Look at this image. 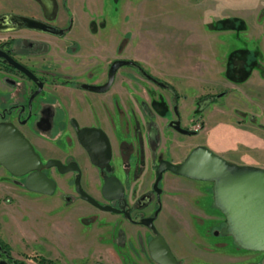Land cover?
Here are the masks:
<instances>
[{"label":"rangeland","instance_id":"1","mask_svg":"<svg viewBox=\"0 0 264 264\" xmlns=\"http://www.w3.org/2000/svg\"><path fill=\"white\" fill-rule=\"evenodd\" d=\"M36 1L40 4L44 16L47 15L46 13H50L51 16L54 14L56 10L54 0ZM47 1L51 4L49 12L45 7ZM146 1V6L138 10V13H127L125 17L123 13H108L104 17L107 28L99 36H91L87 33L81 35L85 40L84 48L92 58L91 61L102 62L104 57L99 52L103 47L102 40L110 47L112 33L116 39L124 29L128 28V32H125L117 43L116 53L108 57L101 63L102 65H97L101 75L97 82L105 78L107 65L113 58H131L139 65H121L115 73L116 78L110 90L98 94L106 97L110 95V91L115 92V100L125 106L122 109L115 102V121L118 122V126L117 124L115 126L116 133L120 134L117 128L122 130L127 123V134L121 133V138L130 140L134 144L132 128L137 126L142 137L143 152L145 121L137 104L143 99L149 101L151 95H158L156 101L161 100L164 103L161 109L163 107L170 109L168 116L165 117L156 116L153 114L155 109H151L160 135L162 157L179 160L194 145L208 141L219 147L229 148L228 152L221 154L216 149L203 144L230 162L245 164L230 159L232 157L237 160L242 157L256 163L255 166L264 168V45H262L263 50L259 48V43L264 44V0ZM4 4H11L16 13L20 12L17 14L46 20L41 15L25 12L29 9L22 0H11V3L9 1ZM55 13L52 23L63 25L66 12L62 8L57 9ZM79 20L77 18L75 22ZM229 24L234 27H217ZM210 28L217 31H211ZM239 30L245 31L243 33ZM22 31H1L0 41H6L11 35L20 34ZM82 32L80 23H77L74 34L78 36ZM60 37L58 36V39ZM10 48L24 49V45L19 39H13ZM109 49L111 50V47ZM234 49H242L238 51L236 57L229 56V63L236 65L235 73L230 70V66H226L227 56ZM224 52L226 59L222 68L223 77L219 81L220 76L216 72L218 63L212 60L209 64L210 60L207 56L211 54L219 56ZM245 53L251 55L253 61L247 75L238 79L243 71L238 66L243 63ZM200 54H204L203 61ZM75 61L78 62V59ZM217 62L222 63L223 59ZM26 63L35 69L41 66L55 69V66L42 56H36ZM80 65L76 66L77 69L69 63L64 67L71 73H77L76 71L81 68ZM196 65L199 66L195 68ZM139 67L143 69L142 71L174 87L178 96H181L179 115L176 116H180V121L188 125L187 127L196 122L200 126L193 135L177 133L167 124L168 118H175L171 105L172 93L147 79ZM185 69L200 71L195 75V81L186 80V74H178ZM207 69L214 75L209 76ZM35 71L38 73L39 70ZM95 72L88 70L89 77ZM200 76L208 79L211 77L210 83L198 81L197 78ZM19 80L23 88L30 86V80L27 78L20 76ZM2 87L8 89L5 84H2ZM43 87L45 95L55 96L51 99L54 106L61 105V98L70 99L72 112L76 110L79 97L85 98L89 95L79 89L78 84L62 86L44 82ZM194 93L196 95L193 98ZM43 99V94L39 93L33 99L32 106L39 105ZM120 112L125 124L124 120H120ZM26 133L41 158L47 153L46 145H50L52 150L58 149L59 130L53 132L51 141L41 131L36 134ZM236 141L241 144L232 147ZM140 157L138 149L130 163L129 174L124 178L120 173L118 174L120 180H124V190L129 203L144 193L153 180L155 161L143 156L142 164L140 160L138 161ZM114 162L117 163L115 157ZM136 168H141L137 176L133 172ZM54 179L57 186L52 194L33 192L21 185L19 177L11 176L0 166V198H4L0 200V239L7 243L11 257L17 258L24 264H38L36 258L39 255L51 257L58 264H91L95 260L103 264H157L147 254L145 242L150 234L143 226L130 224L118 214L91 207L76 196L70 202L63 201V195H67V190L62 187V177L56 173ZM178 179L183 183L180 182L176 187L161 189L162 204L154 219V225L167 240L172 252L183 259V264H196L197 254L202 253L203 249H209L203 243L205 240L203 233H209L210 230L206 228L202 231L206 224L205 215L203 218L198 215L193 216L190 212L194 206L186 204V198L181 197L180 194H190L187 189H195L202 183L184 176H179ZM192 193L195 194L193 191ZM183 198L186 202L182 200ZM201 203V198L198 197L197 206L203 209ZM149 208L150 206L147 205L142 210L146 212ZM193 211L199 212L201 216L205 213L198 208ZM207 217L206 215L205 218ZM117 228L123 230L122 243L114 240ZM212 236L210 235V238ZM139 240H142L143 246L139 244ZM191 240L197 241L198 244L194 245ZM231 246L233 244L229 243L228 247ZM241 251L243 257L241 264H253L247 262L260 259L264 254V251ZM1 256L3 255L0 254ZM257 264H260V260Z\"/></svg>","mask_w":264,"mask_h":264},{"label":"flooded vegetation","instance_id":"2","mask_svg":"<svg viewBox=\"0 0 264 264\" xmlns=\"http://www.w3.org/2000/svg\"><path fill=\"white\" fill-rule=\"evenodd\" d=\"M65 1V0H64ZM64 6V2H62ZM49 1L47 4L45 3V7L47 11H50ZM10 13V12H6ZM13 13V12H12ZM2 13H0L1 15ZM17 14V13H16ZM46 20H43L49 24L56 26L60 33H48L37 31L38 33H44L53 37L52 42H48L46 40H42L39 38H35L32 36H28V34L16 33L15 35H11L6 41H0V49L4 50L10 57H12L15 61L26 67L30 70L35 76L36 80L30 79L26 76L23 72H21L18 68H15L9 65L3 57L0 56V122L9 121L11 122L30 142L34 151L38 154L40 162L42 166L40 167L41 172L44 173L46 177L51 179L54 183V188L51 193H42V194H52L57 186L56 180L54 179V174H59L62 177V187L67 190V195H63V201L70 202L74 199V196L78 197L79 199L85 201L91 207H94L99 210H103L99 208V206L93 204L86 198L81 197L80 193L76 189V182L78 187L83 190L87 195H89L94 201H96L99 205H110L111 207L117 208L118 207V197L115 196V190L110 189L108 190L107 196L104 195L102 192V185L104 182H113L112 178L116 177L121 184V196L124 200V206L120 210H104L110 213L118 214L124 220L129 222L130 224H136L139 226H143L148 232L149 236L146 239L145 247L148 254L147 249V242L154 236V230L159 232L155 225L154 219L157 216L162 204L161 199V189L162 188H172L178 186L180 182H182L179 178V174L172 173L170 171H163L159 179L156 182V186L154 187V179H155V169L157 167V162L159 159L164 158L172 162H180L184 156L188 153L189 150L183 155V157L179 160L168 159L169 157H162V146L160 143V135L157 129V125L155 123V119L153 118V114L158 117H165L168 116L170 109L164 107V113L162 112L161 105L158 103L156 98L158 95H151L149 96V101H145L147 99L140 100L137 104V108L141 112L144 118V127H143V137L145 138V149L142 152V137L137 129V126L133 127V134L132 138L134 139V144L125 138H121V133L127 134V123L125 122L122 113L120 112L121 119L124 120V124L126 125L122 127V130L117 128L121 133L117 134L115 131L116 123V110H115V102L122 109L125 108L124 104L120 101L115 100V92H109V96H99L100 93H105L110 90V87L115 81V73L114 72L113 78L108 86L103 90H93L85 87L84 85H99L103 84L107 79V69L109 63L115 59L113 58L109 61L106 69L105 78L102 79L101 82H97L100 80L99 75L100 72L98 70L97 65H102L105 61L98 62L97 60L91 61V56L85 50L84 44L80 43L70 36L65 35L70 28V21L71 16L67 13V17L65 23L61 26H58L55 23H52L49 19L52 18L50 13H46ZM32 17V16H31ZM69 19V26L66 30H62V28L67 24ZM26 28H13L10 29L11 31H18L23 30ZM30 31H36L31 29H26ZM89 32H94V27H88ZM4 31V30H0ZM9 31V30H5ZM25 31V30H23ZM89 34V33H88ZM58 36H61L58 39ZM92 36V35H91ZM13 39H19L23 45L24 49L21 48H10V43ZM85 41V40H84ZM65 42V44H64ZM52 45L55 49H58L62 53L67 54L70 56L71 54L79 51L80 55L78 54L75 58H59L58 60H53V57L49 55L48 47ZM82 46V47H81ZM100 55H104L102 50H99ZM97 53V50H96ZM36 56L45 57L52 65L55 66V69L46 68V67H37L36 69L39 70L38 73L35 71L36 69L26 63L27 60H31ZM23 57V59H22ZM25 58H27L25 60ZM78 59V62L75 61ZM107 59V58H106ZM123 59H130L132 60L131 63L128 65L137 66L134 63L135 60L131 58H123ZM97 62V63H96ZM69 63L72 67L80 65V70H77V73H71L68 71L64 66ZM124 65V64H122ZM83 66H85L83 68ZM79 67V66H78ZM88 70H94L95 73L92 75H88ZM139 70L143 73V75L149 79L150 81L154 82L161 88H165L160 84L155 77L146 73V71H142L143 69L139 67ZM78 75V77H75ZM20 76H23L30 80V86L25 88L22 87L21 82L19 80ZM101 76V75H100ZM83 80V81H77ZM37 82L41 83L40 89L33 94V91L37 87ZM44 82H50L51 85L60 84L62 86H71L73 84H78L79 89L89 93L85 98L79 97L78 105L75 106V111L70 110V103L71 100L68 98H61L60 102L61 105L54 106L52 105L51 99L55 97L53 94L49 97L44 94L43 86ZM2 84H5L8 89H3ZM169 91L168 89H166ZM171 92V91H169ZM42 93L44 99L39 103L37 106H32V101L36 95ZM163 94V93H162ZM170 94V93H169ZM164 95V94H163ZM171 105L172 110L175 115V118H168L167 124L169 125L170 120H178V124L180 127L189 130L191 132H182L179 130L174 129L170 126L175 132L185 135H193L196 130L199 129L194 125L187 127L188 125L182 123L180 121L179 110L177 106V97L175 98L173 94H171ZM147 98V97H144ZM168 106L170 105V100L168 96ZM161 101V100H160ZM159 101V102H160ZM153 102L157 103L156 107L153 106ZM154 110V113H152ZM161 109V110H160ZM62 115V116H61ZM64 115V116H63ZM126 118V115L124 113ZM33 119V120H32ZM122 124V123H121ZM23 126L25 128H23ZM191 128V129H189ZM55 130H59L58 135V149L52 150L50 145H46L45 149L47 151L44 158H41L40 153L34 147L32 141L28 137L26 132L36 134V132L41 131L44 133V136L51 141V136ZM118 135L120 137H118ZM203 144V143H202ZM197 145V144H196ZM195 146V145H194ZM193 146V147H194ZM139 149L140 152V160L143 164V156L144 158L147 156L149 159L152 158L155 163L153 166V180L151 181L149 188L144 191L141 195L135 197V199L129 203L127 195L124 190V180L119 177V173L121 174L122 178H124L127 174H129V166L131 165L132 158L135 152ZM114 157L117 159V163L114 162ZM56 159L60 161L62 164V170H59L55 164L51 162L47 165H44L47 160ZM0 166L5 169L1 164ZM141 167V166H140ZM7 173L11 176L19 177L21 179V185L23 186V180L25 174L23 175H13L8 170L5 169ZM135 175L141 172V168L135 169ZM186 177V176H184ZM189 178V177H187ZM193 179V178H190ZM167 180V182H166ZM202 184L197 188H191V190L195 193L193 194L192 191L187 189L190 194H180L181 197H185L182 200L186 202V204H192L194 206L193 209H201L202 212L209 213L203 214L202 216L198 213H195L192 209L190 212L193 216H200L201 218L208 216L207 218L204 217L206 222L205 226H203L202 231L207 228L209 233H203V240L204 244H206L209 249H203L202 253L197 254L196 264H241L243 262L242 251L241 250H248V251H264V250H249L239 247L232 239V237L228 234H221L220 228L225 224V217L220 212V210L213 204L212 201V194H211V182L208 180H199L194 179ZM165 183L168 186H165ZM183 183V182H182ZM161 186V187H160ZM24 187V186H23ZM25 188V187H24ZM158 189V191L156 190ZM26 189V188H25ZM28 190V189H27ZM32 191V190H29ZM37 192V191H33ZM112 198H111V197ZM198 197L201 198V201L204 206L198 207L197 206V199ZM4 198L1 197L0 200ZM149 205L150 208L148 211H143L142 208ZM206 209V210H205ZM214 210V211H213ZM150 217L147 222L151 223L153 227H150L146 224V220H142L144 218ZM211 228V229H210ZM115 239L124 240V233L121 228H117L116 230ZM160 233V232H159ZM161 234V233H160ZM162 235V234H161ZM210 235H213L210 238ZM164 241L169 247L167 240L162 235ZM202 237V236H201ZM200 237V238H201ZM227 238H229V243L233 244V246L228 247L229 243H227ZM114 239V240H115ZM191 242L195 245L198 244L197 241L191 240ZM7 244V243H6ZM139 244L143 246L142 240H139ZM201 244V243H200ZM204 245V246H206ZM8 246V245H7ZM170 251L171 247H169ZM0 254L3 256L0 257V264H13V261L17 258L11 257L8 247L7 249L0 247ZM174 257L176 258V264H183V259L176 256L174 252H172ZM149 256V254H148ZM47 257V256H45ZM150 257V256H149ZM51 258V257H49ZM53 259V258H52ZM55 260V259H54ZM264 264V254L261 255V258H256L249 260L247 263L253 264ZM97 261V260H95ZM94 261V262H95ZM154 261V260H153ZM57 262V261H56ZM92 262L91 264H93ZM155 262V261H154ZM156 263V262H155ZM58 264V263H57ZM158 264V263H157Z\"/></svg>","mask_w":264,"mask_h":264},{"label":"water","instance_id":"3","mask_svg":"<svg viewBox=\"0 0 264 264\" xmlns=\"http://www.w3.org/2000/svg\"><path fill=\"white\" fill-rule=\"evenodd\" d=\"M26 28L48 33H60L59 29L38 18L31 16L2 13L0 15V30ZM0 56L11 66L18 68L32 80L36 76L26 67L15 61L4 50ZM132 60L115 58L107 69V79L103 84L84 85L93 90H103L111 82L114 72L122 64ZM41 83L33 94L40 89ZM169 125L182 132H191L179 126L178 120H170ZM55 164L62 170V164L56 159L47 160L44 165ZM0 164L13 175L25 174L23 186L32 191L51 193L54 183L41 172L42 166L38 154L34 151L28 139L9 121L0 122ZM170 171L193 179L211 182L213 204L225 217V224L220 228L221 234H228L241 248L249 250H264V168L252 164H237L230 162L203 144L192 147L180 162H172L161 158L155 169L154 187L161 172ZM113 182H104L102 192L115 190L118 197V207L99 205L94 199L78 187L81 197L86 198L103 210H120L124 206L121 196V184L116 177ZM158 191V189L156 188ZM111 197V196H110ZM111 197V198H112ZM150 217L144 218L146 224ZM154 236L147 242L148 254L158 264H176L177 260L164 241L162 235L155 231Z\"/></svg>","mask_w":264,"mask_h":264},{"label":"crops","instance_id":"4","mask_svg":"<svg viewBox=\"0 0 264 264\" xmlns=\"http://www.w3.org/2000/svg\"><path fill=\"white\" fill-rule=\"evenodd\" d=\"M9 1L11 3V0H0V12H13V13L15 12L16 13V10H14V8L11 4L10 5L4 4V2H9ZM22 1L26 4V6L29 9L28 11H25V12L30 13V14L39 15V16L41 15L42 17L47 19V17L44 16V13H42L40 4H38V2L36 0H22ZM195 1H198V0H195ZM54 2H55V9L56 10L57 9L60 10L63 8V10L66 12L65 20L67 17V13H69L71 16L70 28H69V31L65 35L70 36V34H72L70 37L73 36L72 38H75L81 45V43L84 42V38H82V36H81V35H83V33H87V34L89 33V35H95L97 37V36H99L100 33H102L107 28L105 26L104 17L107 16L108 13H111V12L123 13V16L125 17L127 15V13H138V10H141V8L146 6L147 1L146 0H65L64 6L62 4V0H54ZM56 10H55V12H56ZM55 12L52 15V18L49 19L51 22L54 20V17L56 14ZM17 13H20V12H17ZM77 18L80 19L77 23H80V26L83 29V32L78 34V36H76L74 34L75 27L77 26V23L75 22L77 20ZM91 23H93V27H94L93 33L89 32V30H88V27L91 25ZM23 30H25V31H22V32H24L22 34L26 33V34H28V36H32L35 38L46 40L50 43L52 42L53 37H51L50 35H47L44 33H38L37 31H30V30H26V29H23ZM210 30L211 31H217V30H214V28H210ZM224 30H230V29H224ZM231 30L236 31L234 29H231ZM140 31H141V29H140ZM239 31L244 33L245 30H239ZM125 32H128V28L124 29L121 32V34H119L117 36L116 39L114 37L115 35L112 33L113 38L110 41V42H112L111 46H110L111 50L109 49L110 47H109L108 43H105V41L102 40L103 44H101V45L103 47H101V50L102 51L106 50L104 52L106 54L101 55V56H103L105 60H106V58L111 57L116 53L117 43L119 42L120 38L123 37V34ZM64 44H65V42H64ZM262 45H264L263 42L259 43V48L261 50H263V47H264V46L262 47ZM47 53L53 57V60H58L59 58H62L64 55H67L65 53L61 54V51H59L58 49H55L52 45H49ZM78 54L80 55L79 51L71 54L70 56H68V55L64 56V58L69 57V58L73 59V58L77 57ZM211 55L214 57H211ZM211 55L207 56L208 60H210L209 64L211 63L212 60H214L216 63H218V65H217L218 71H216V72L220 76V79H219V81H220L221 78L223 77L222 76V68H223L224 63H225L226 52H224L223 55H219V56H217L216 54L215 55L211 54ZM201 56L203 57L202 58V61H203V59L205 58L204 54ZM222 59H223L222 63L217 62V61H220ZM198 66L196 65L195 68ZM193 70L185 69L179 73L178 72H175V73L183 74V75L186 74V80L191 79L192 81H195L196 80L195 75L197 73H200V71H193ZM207 72H208L209 76L214 75L211 73V71H208V69H207ZM190 76H192V77H190ZM197 79L200 82H205V83L209 84L211 77H210V79H208V78L200 76ZM195 95L196 94L194 93L193 98ZM180 100H181V96H178V99H177L178 110H179ZM214 108H216V107H214ZM203 126H204V121H203ZM203 144L208 145L211 149H216V151H219L221 154H224V152H228V149H229V148L225 149L221 146L219 147L218 145L209 143L208 141H206V142L203 141ZM239 144H241V142L236 141V142H234V144H233L234 146H232V147H238ZM232 147H230V148H232ZM230 159L232 161H239V162L245 163V164L257 165L256 163H253L250 160L242 159V157L241 158L239 157L237 160H236V158H232V157ZM166 182H167V180H166ZM165 186L167 187L168 184L165 183Z\"/></svg>","mask_w":264,"mask_h":264},{"label":"trees","instance_id":"5","mask_svg":"<svg viewBox=\"0 0 264 264\" xmlns=\"http://www.w3.org/2000/svg\"><path fill=\"white\" fill-rule=\"evenodd\" d=\"M62 2H64V0H62ZM230 25V26H229ZM229 25H223V26H217L218 28H229V27H234L232 24H229ZM69 26V19H68V21H67V24L62 28V30H66L67 29V27ZM236 28H239V27H236ZM242 49H234V50H232L229 54H228V56H227V58H228V61L226 62V66L228 65V66H230V70H232V72L233 73H235V71H234V68L236 69V65H234V64H232V63H229V56H232V57H236L237 55H238V51H241ZM252 61H253V57L251 56V55H248V54H246L245 53V55H244V59H243V63L242 64H240L241 66H238L239 68L241 67V74L238 76V79H242V78H244L246 75H247V72H248V70H249V68L251 67V63H252ZM133 64H135V65H137V66H139L138 65V63L136 62V61H134V63ZM237 67V68H238ZM238 68V69H239ZM237 69V70H238ZM232 78V77H231ZM156 79V78H155ZM160 84H162V86H164L166 89H168L169 91H171V93L173 94V96L176 98L177 97V93H176V91H175V89H174V87L172 86V85H170V84H168V83H166L165 81H162V80H159V79H156ZM158 103H160V105H162V104H164L162 101H160V102H158ZM153 104V106L154 107H156V105H157V103H155V102H153L152 103ZM162 112L164 113V107L162 108ZM115 241L117 242V243H120L121 242V240L120 239H115ZM0 247L1 248H4V249H7V244L4 242V241H2L1 239H0ZM36 262L38 263V264H57V262H56V260H54V259H52V258H49V257H45V256H42V255H39L37 258H36ZM13 264H24L22 261H20V260H14L13 261ZM93 264H103V263H101V262H99V261H95Z\"/></svg>","mask_w":264,"mask_h":264},{"label":"built area","instance_id":"6","mask_svg":"<svg viewBox=\"0 0 264 264\" xmlns=\"http://www.w3.org/2000/svg\"><path fill=\"white\" fill-rule=\"evenodd\" d=\"M194 126H195V127H198V123H196Z\"/></svg>","mask_w":264,"mask_h":264}]
</instances>
